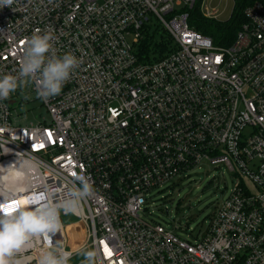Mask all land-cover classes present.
<instances>
[{"label":"built area","instance_id":"built-area-1","mask_svg":"<svg viewBox=\"0 0 264 264\" xmlns=\"http://www.w3.org/2000/svg\"><path fill=\"white\" fill-rule=\"evenodd\" d=\"M195 1L13 0L0 8V75L17 74L37 32L52 34L57 56L80 61L59 95L42 100L26 82L0 101V205L15 210L41 194L57 201L81 174L93 188L70 214L85 229L83 243L66 250L62 225L18 253L21 264H37L45 245L70 259L95 249L97 264H264V4L245 8L222 46L189 27ZM204 2L202 14L216 19ZM153 18L173 49L143 63L137 49ZM28 85L49 120L22 126L12 106ZM202 163L223 165L236 181L202 233L183 239L141 217L151 191Z\"/></svg>","mask_w":264,"mask_h":264},{"label":"clouds","instance_id":"clouds-1","mask_svg":"<svg viewBox=\"0 0 264 264\" xmlns=\"http://www.w3.org/2000/svg\"><path fill=\"white\" fill-rule=\"evenodd\" d=\"M13 0H0V8L10 6ZM51 33H33L26 39V47L20 58L16 75H0V101H5L26 82L34 83L42 100L59 95L64 83L78 67L79 59L64 53L57 56L52 48ZM20 188L9 189L15 195ZM93 193L88 178L76 175L72 185L67 186L63 198L52 201L46 194L27 205L14 209L13 205H0V264H21L16 255L30 242L48 240L62 229L61 214H75L84 200ZM24 204V201H20ZM82 264H97L95 249H81ZM71 253L60 247L45 245L39 253L37 264H68Z\"/></svg>","mask_w":264,"mask_h":264},{"label":"rangeland","instance_id":"rangeland-1","mask_svg":"<svg viewBox=\"0 0 264 264\" xmlns=\"http://www.w3.org/2000/svg\"><path fill=\"white\" fill-rule=\"evenodd\" d=\"M234 0H205L209 11L215 10L216 20L225 22L230 18ZM150 30L158 26L156 20L150 19ZM160 33L156 38H159ZM31 86L23 87L12 106L13 116L22 126L36 124L49 116L41 106ZM246 185L248 181L243 179ZM236 181L223 165L211 166L202 163L200 168L185 178L169 181L160 189L150 192L145 210L141 217L152 224H159L179 237L196 236L202 233L217 207L229 196ZM167 211L166 212L164 211ZM66 237V250L78 248L85 240V229L76 218L68 214L61 217ZM68 264H82L80 252L76 253Z\"/></svg>","mask_w":264,"mask_h":264},{"label":"trees","instance_id":"trees-1","mask_svg":"<svg viewBox=\"0 0 264 264\" xmlns=\"http://www.w3.org/2000/svg\"><path fill=\"white\" fill-rule=\"evenodd\" d=\"M257 1L264 4V0H234L230 18L225 22H220L205 17L200 10L202 0H196L193 7L187 9V23L196 32L210 38L214 44L227 46L234 40L244 22L243 10ZM158 33L160 36L156 38ZM172 49L171 39L159 26L153 31L146 28L137 49V56L140 62L152 63L162 59Z\"/></svg>","mask_w":264,"mask_h":264},{"label":"snow or ice","instance_id":"snow-or-ice-1","mask_svg":"<svg viewBox=\"0 0 264 264\" xmlns=\"http://www.w3.org/2000/svg\"><path fill=\"white\" fill-rule=\"evenodd\" d=\"M106 252H107V249H106Z\"/></svg>","mask_w":264,"mask_h":264}]
</instances>
